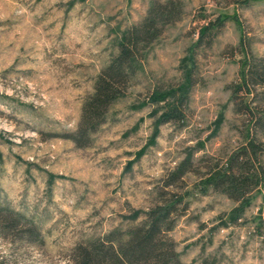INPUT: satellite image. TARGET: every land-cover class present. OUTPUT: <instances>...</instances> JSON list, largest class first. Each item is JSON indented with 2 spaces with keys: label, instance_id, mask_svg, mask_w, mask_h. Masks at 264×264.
<instances>
[{
  "label": "rangeland",
  "instance_id": "obj_1",
  "mask_svg": "<svg viewBox=\"0 0 264 264\" xmlns=\"http://www.w3.org/2000/svg\"><path fill=\"white\" fill-rule=\"evenodd\" d=\"M168 1L0 0V264H74L171 200L183 264H264V84L243 82L264 70V0H173L104 121L72 139L124 34ZM249 142L235 199L212 179Z\"/></svg>",
  "mask_w": 264,
  "mask_h": 264
},
{
  "label": "trees",
  "instance_id": "obj_2",
  "mask_svg": "<svg viewBox=\"0 0 264 264\" xmlns=\"http://www.w3.org/2000/svg\"><path fill=\"white\" fill-rule=\"evenodd\" d=\"M181 13L182 8L177 1L153 3L148 15L124 34L118 45V53L100 72L95 81L94 92L84 104L81 126L72 138L77 144L86 145L80 142L85 141L88 132L104 121L109 106L126 90L138 62L145 55L144 51L161 35L163 28L176 21ZM217 22L219 24L211 25H222V21ZM208 29L209 26H206L201 31L202 37ZM243 82L246 87L250 83L264 84V70L261 72L258 66L252 65L249 72L243 75ZM177 115L179 113L174 111L173 117ZM257 152L256 145L249 142L248 148L245 147L231 158L224 174L217 173L213 177L214 185L217 187L225 184L228 187L224 190L230 197L241 198L250 179L244 178V171L250 170L248 163L256 157ZM178 173L182 175L184 171L179 170ZM177 203L171 200L165 204H157L149 209L142 224L125 232H110L104 241H94L88 246L78 247L74 264H183L173 242L166 237L167 231L174 225Z\"/></svg>",
  "mask_w": 264,
  "mask_h": 264
}]
</instances>
